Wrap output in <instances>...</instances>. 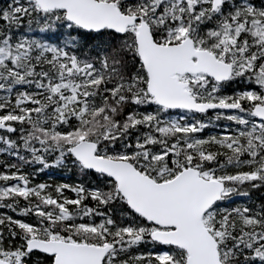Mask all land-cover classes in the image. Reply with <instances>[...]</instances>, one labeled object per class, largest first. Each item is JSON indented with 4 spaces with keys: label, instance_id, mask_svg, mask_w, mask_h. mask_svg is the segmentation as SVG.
Returning a JSON list of instances; mask_svg holds the SVG:
<instances>
[{
    "label": "snow or ice",
    "instance_id": "6c2138e0",
    "mask_svg": "<svg viewBox=\"0 0 264 264\" xmlns=\"http://www.w3.org/2000/svg\"><path fill=\"white\" fill-rule=\"evenodd\" d=\"M0 209V264H264V0L0 4Z\"/></svg>",
    "mask_w": 264,
    "mask_h": 264
},
{
    "label": "trees",
    "instance_id": "16d2710c",
    "mask_svg": "<svg viewBox=\"0 0 264 264\" xmlns=\"http://www.w3.org/2000/svg\"><path fill=\"white\" fill-rule=\"evenodd\" d=\"M6 2H7V0H0V4H4V3H6ZM209 115H212V113L210 112ZM38 179H39V180H47L48 177H47V176H41V177H39ZM53 179H55L57 182H61V181L59 180V177H58V176L53 177ZM66 182L71 183L72 180H68V181H66ZM2 211H5V210L0 209V212H2Z\"/></svg>",
    "mask_w": 264,
    "mask_h": 264
}]
</instances>
